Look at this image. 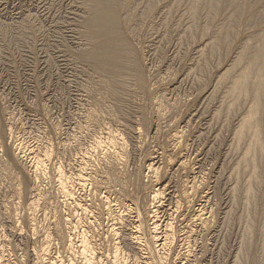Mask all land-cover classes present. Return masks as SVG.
I'll return each instance as SVG.
<instances>
[{
	"label": "rangeland",
	"instance_id": "374dc122",
	"mask_svg": "<svg viewBox=\"0 0 264 264\" xmlns=\"http://www.w3.org/2000/svg\"><path fill=\"white\" fill-rule=\"evenodd\" d=\"M122 1L117 27L141 69L143 89L128 73L119 77L115 96L114 82L86 56L90 0H0V264H36L33 251L46 234L52 256L81 264L82 232L98 264H111L116 242L108 225L122 224L118 235L130 229L160 183L168 189L156 204L158 221L169 224L175 240L168 264L188 254V264H264V152L248 133L241 141L236 136L252 94H230L243 70L235 62L246 44L259 47L253 38L264 35V24L246 14L237 34L215 47L230 8L221 6L212 18L202 1ZM260 136L264 151V128ZM100 140L113 141L112 148L95 145ZM15 144L26 148L17 151ZM30 150L49 153L41 174L28 173L17 159L29 158ZM80 161L92 182L75 186L73 200L62 199L54 171L76 182ZM152 162L159 169L154 179ZM36 194L33 231L26 210ZM113 198L121 202L108 210ZM121 207L126 215L119 218ZM71 216L79 224L68 232ZM68 238L76 243L72 251ZM134 256L124 250L120 260L132 264Z\"/></svg>",
	"mask_w": 264,
	"mask_h": 264
},
{
	"label": "bare ground",
	"instance_id": "6f19581e",
	"mask_svg": "<svg viewBox=\"0 0 264 264\" xmlns=\"http://www.w3.org/2000/svg\"><path fill=\"white\" fill-rule=\"evenodd\" d=\"M197 1H202L207 6L212 18H215V16L219 13V8L221 6H224L226 10L227 8H230L235 12V14L234 12L232 14L234 17L232 16L227 18L228 21H230V24L227 23L228 25L226 27L218 31V40L215 47L221 43H226L228 37L233 34V31L235 32L234 29L237 30V27L241 26L239 23L240 19L242 16H246V14L250 15L248 18L252 24L257 26H259L258 24H264V0H196V2ZM125 7L126 4H124L122 0H90V15L86 22L89 39L92 42V49L87 53L86 56L87 58L89 57L88 59L90 62H92L94 68L98 70L100 74H105L110 79V83L114 82V85L110 84L113 86L111 93L113 95L119 93V77L125 78L123 75L128 73L133 75L131 78H134L137 86L140 87L139 89H143V76L141 69H139L137 60L132 53V49L128 45L127 41H125L123 34L117 27L120 17V10ZM196 9L197 6L195 3L190 9L193 15H195L197 11ZM245 21H248L247 17ZM253 39H255V41L259 39L261 44L259 47L254 46V44H246L243 48L242 55L234 65L235 67L242 66L243 70L238 76L231 80L230 94L233 95L235 99L246 97V95L252 94L253 100L250 113L247 114V116L241 121L242 124L238 129L236 136L238 140L241 141L248 133L249 137L251 138V142L257 146L259 152L263 153V141L260 135L264 128V35L261 34L260 38L259 36L257 38L256 35ZM103 74L101 75L104 77L105 75ZM224 76L225 77L222 78V81L228 78V76ZM122 80L124 79H121V81ZM109 91H111L110 88ZM118 138L115 136V139ZM106 140L108 141V139ZM106 140L104 139V141ZM100 141H95L94 143L98 146L100 144L102 149L106 146H110L111 148L113 146V141L109 140L110 142L103 144L104 146L101 144L102 140ZM14 147L17 151H23L26 148L24 144H15ZM250 149L251 145H249V149H246L244 158H248L250 155ZM28 155L29 158L26 157L27 161L29 160L28 163H26L27 161L24 158L23 159L25 161L22 160L21 157L17 159L23 163V167L27 169L28 173H31L32 175L41 174L44 163L49 159V153L46 152L43 155H39L33 150H30ZM113 155L117 160H119V155L116 153ZM154 163L152 162L148 164V169L151 172L152 179L158 176L159 173V169ZM84 164L81 166L82 168L80 167L81 169L78 170L77 176L75 178L76 182L72 181L74 179H71L70 176L65 174V172L60 171L59 169L54 171L55 173L57 172L56 186H58L59 194L62 199L73 200V197L75 196V186L85 187L86 182L91 184L92 177L87 175L84 171ZM183 165L184 164L181 162L178 164L180 167ZM254 177L255 173L251 172V178L253 179ZM159 185L161 186L160 189L150 191L151 204L150 207H147V210L144 211L145 216L134 209H129L131 213L136 211L134 214L135 221H132L133 223L131 222V224H129L130 229L126 230L125 232H121V234L118 235L120 229H118L117 225L119 224L121 226L122 224H116L113 220L111 224L108 225V232L112 237V240L114 238L116 242L113 245V257L111 264H119L121 262L120 255L122 252H124V250H128L133 253V255H135L134 258H132V264H168V259L171 255V243L175 240L169 224L167 222L160 224L158 221L157 215L159 205L156 204L160 201V196H162L163 193H165V191L168 189H166V184L160 183ZM136 187L139 189L138 185ZM193 189L194 185H192L190 190ZM34 191L35 187L32 189L30 194L33 195ZM38 196V194L34 196L33 200L28 204L26 210L28 216V226L30 224L29 228L33 231L36 226L34 225L33 221L35 217L34 211L37 206L36 202H38ZM120 202L121 200L119 201L114 198L113 200L111 199V203L113 205L110 203L107 209L111 210L113 207H117ZM73 206L74 208L77 207L76 209L81 207L80 204L76 203V201H74ZM124 209V207H121L119 212L116 211V215L119 218H121L123 215H126L124 214ZM200 216L201 215L198 214L195 219L199 225H203ZM146 223H149V225L146 226ZM78 224L79 223L73 220V217L65 221V225H67V229L69 230L68 232L78 229ZM124 227L128 228V226ZM55 230H59L57 226L55 227ZM146 232L149 234V236L146 235ZM65 243L68 251H72L76 248V243L72 242L70 238H68ZM77 243L78 248L76 254L78 257H80L81 264H98L101 262L100 256H98L97 252L95 251L96 249L92 247L91 242H89L83 232ZM40 244L41 245L33 251L36 264H62L57 256L51 255V235H44ZM188 255H183V262L178 264H188L187 259L190 258ZM67 264L72 263L69 261ZM122 264L126 263L123 262Z\"/></svg>",
	"mask_w": 264,
	"mask_h": 264
}]
</instances>
